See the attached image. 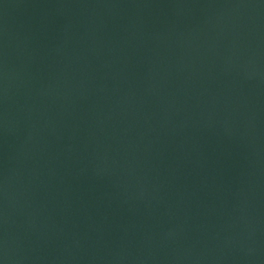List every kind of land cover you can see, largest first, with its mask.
<instances>
[{
    "label": "water",
    "instance_id": "1",
    "mask_svg": "<svg viewBox=\"0 0 264 264\" xmlns=\"http://www.w3.org/2000/svg\"><path fill=\"white\" fill-rule=\"evenodd\" d=\"M0 264H264V0H0Z\"/></svg>",
    "mask_w": 264,
    "mask_h": 264
}]
</instances>
